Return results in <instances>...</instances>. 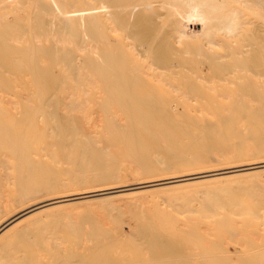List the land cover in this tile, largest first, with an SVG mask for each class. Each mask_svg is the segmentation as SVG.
I'll return each instance as SVG.
<instances>
[{
    "label": "bare ground",
    "instance_id": "obj_1",
    "mask_svg": "<svg viewBox=\"0 0 264 264\" xmlns=\"http://www.w3.org/2000/svg\"><path fill=\"white\" fill-rule=\"evenodd\" d=\"M252 78L264 0H0V264H264L224 247L264 204ZM105 200L129 234L93 219Z\"/></svg>",
    "mask_w": 264,
    "mask_h": 264
},
{
    "label": "rangeland",
    "instance_id": "obj_2",
    "mask_svg": "<svg viewBox=\"0 0 264 264\" xmlns=\"http://www.w3.org/2000/svg\"><path fill=\"white\" fill-rule=\"evenodd\" d=\"M164 12V17L162 16V18H161V22H159V23H162V26L163 25H165L164 23H166L165 22V20L167 21L168 20V18L169 17H167V15H169L168 14V12H167V10L166 11H163ZM166 14V15H165ZM166 17H167V19H166ZM163 20V21H162ZM164 22V23H163ZM252 80H255V81H257V83L259 82V83H261V80H256V79H254V78H252ZM263 81V80H262ZM236 83H238V82H235V84ZM264 83V82H263ZM263 83H261V84H263ZM250 105H253L254 107L255 106H257L258 107V105H257V103L256 102H252ZM256 132V131H255ZM128 163V165L130 164V162L132 163V161H125V163ZM124 165H126V164H124ZM131 165V164H130ZM261 176V175H260ZM263 176V177H262ZM261 177H262V179H260V180H264V174L262 175ZM260 177V178H261ZM243 193V192H242ZM247 193H251L252 194V192H247ZM264 191H258V192H253V194L251 195V194H246V193H243V194H241V192H238V193H236V194H228V195H226V196H229L230 195V197L231 196H234V198L237 200V201H240V202H243V204H247V203H249V202H252L254 199L253 198H251V196L252 197H256L255 199H262V200H264ZM246 194V195H245ZM251 195V196H250ZM101 197V199H110V198H108V197H110V196H99L98 198H100ZM249 197V198H248ZM113 198H115V197H113ZM139 198V197H138ZM147 198L145 197V196H141L140 198H139V201H144V200H146ZM250 199V200H249ZM253 199V200H252ZM125 202L126 201V199H117V198H115L112 202H110V204L111 203H114V202ZM104 202V203H103ZM103 202H100V203H96V204H94L93 203V205H92V208L90 207V210L92 211V209H94L95 211H97L98 209H99V207H101L102 208V211L101 210H98L97 211V213L96 212H94V213H91V211H90V213H91V215H93V219L95 220V218L96 219H99V220H101V222L99 221V224H100V226L102 227V228H104V227H109V229H111V227H112V224H113V226L116 224V222H117V224H116V227H117V225H118V223H119V225L120 226H118V228L119 229H116V230H118V231H122V233H125L124 234V236L125 235H127V234H129L130 233V230L129 229H127L128 228V226H129V224L132 226V225H134V224H132V223H134V221H135V216H133V217H131V215H133L134 213H132V214H130V212H128V213H125V212H127L128 211V209L127 208H125V207H123V208H125V212H124V210H122V209H120L119 211H120V213H119V211H117L118 213L116 214V213H113V214H111V215H108V210H107V208H109V202H106V200L105 201H103ZM127 202V201H126ZM115 203V204H116ZM106 204H108V205H106ZM95 205H96V208L97 209H95ZM111 205H113V204H111ZM93 206H94V208H93ZM104 206V207H103ZM106 206H108V207H106ZM104 208V209H103ZM105 208H106V210H105ZM80 210H84V209H86V210H84V211H87L85 214H82L83 216H84V218H83V216L81 217V219H83L82 221L83 222H85L86 220H87V217L89 216V215H87V214H90L89 213V211L87 210V208H79ZM89 209V208H88ZM78 210V209H77ZM109 210H110V208H109ZM127 210V211H126ZM145 210V209H144ZM143 210V211H144ZM74 211H76V210H74ZM74 211L72 212V213H74ZM132 211V210H131ZM255 211L257 212V215L259 216V218H258V216H257V218H255V219H253V218H251L249 215L248 216H246V215H243V216H235V215H230V217L232 218L231 220V222H229V225H228V223H227V226L229 227V226H231V224H233L234 223V225H232V227H234V228H236L237 227V229L239 228L240 230H242V233H240L241 235L240 236H238L237 238H234V239H230V240H228V243H226L225 245L226 246H224L225 248L227 247V249H229L230 250V248H232V249H235V250H237L238 252H236V253H238V254H240V255H242L243 253H246V255L248 256V254H250L251 252L249 251L250 249H251V247H261L262 245H264V204L262 205H260V208L258 207H256L255 208ZM79 212V211H78ZM75 212V213H77V214H75L76 216L79 214V213H83V212ZM93 212V211H92ZM71 213V212H70ZM143 213H149L148 212V210L147 211H144ZM143 213H139V215H141V214H143ZM96 214V215H95ZM98 214V215H97ZM128 214V215H127ZM130 214V215H129ZM145 214V215H146ZM75 216L74 214H71V216ZM104 215V216H103ZM113 215V216H112ZM148 215H150V217H152L153 216V214H152V211L148 214ZM152 215V216H151ZM80 216V215H79ZM95 216H97V217H95ZM103 216V217H102ZM115 216V217H114ZM120 216V217H119ZM127 216H129V217H127ZM142 216H144V215H142ZM147 216V215H146ZM92 216H90V220L92 219L91 218ZM113 217V218H112ZM126 217V218H125ZM145 217V216H144ZM147 217H149V216H147ZM148 218L149 220L151 219H154V217H152V218ZM118 220H117V219ZM132 218V219H131ZM249 218V219H248ZM109 219H111V220H109ZM89 220V222H85L86 224H89L90 222V225L91 226H89V225H87L88 227H90V229L88 228V227H86V229L87 230H95V231H98L97 230V225H98V227H99V224H96L95 225V223L97 222V220H96V222L95 221H93L92 222V220L90 221ZM150 220V221H151ZM230 220V219H229ZM82 221H79V222H82ZM116 221V222H115ZM128 221H130V222H128ZM82 222V225L84 224ZM227 222V221H226ZM94 223V224H93ZM98 223V222H97ZM115 223V224H114ZM121 223H123V224H121ZM231 223V224H230ZM86 224H84L83 226L85 227L86 226ZM107 224H110V226L109 225H107ZM128 224V225H127ZM261 225V226H260ZM107 227H106V229H107ZM93 228V229H92ZM100 228V227H99ZM105 228H104V230L102 229V231H104L105 232V230H106ZM240 230H239V232H240ZM212 231H213V229H212ZM211 231V233H213ZM215 232H216V230H214ZM101 232V231H100ZM217 232H218V230H217ZM216 232V233H217ZM113 233V232H112ZM121 233V232H120ZM121 233V234H122ZM148 233V232H147ZM109 234H111V231H109V233H108V235ZM142 234H144V233H142ZM141 234V235H142ZM214 234V233H213ZM111 235H113V234H111ZM145 236L147 235L146 234V232H145V234H144ZM150 234H148L147 236H149ZM110 236V235H109ZM108 236V237H109ZM122 236H123V234H122ZM123 236V237H124ZM146 236V237H147ZM152 237H154V239H156V237L155 236H152ZM215 237V236H214ZM249 237V238H248ZM112 238V237H111ZM111 238H109L110 240H111ZM124 238H126V237H124ZM124 238H123V240H121V242L122 241H125L124 240ZM131 238V237H130ZM129 238V240H130V242H129V240L127 241V239H128V237H127V239H126V241L127 242H129V243H127L128 245L130 244L131 245V243H134V240H133V242H132V238L130 239ZM116 239V238H115ZM150 239V238H149ZM153 239V240H154ZM117 240V239H116ZM245 241V242H244ZM111 242V241H110ZM151 242V244H152V241H150ZM248 242V243H247ZM113 243H114V240H113ZM239 243V244H238ZM247 245H246V244ZM261 243H263V244H261ZM122 243H120V245H121ZM125 244H126V242L124 243V246H125ZM228 244V245H227ZM245 244V245H244ZM123 245V244H122ZM121 245V246H122ZM130 245H129V247H130ZM135 243H134V246L133 247H131V248H129V249H135V252L137 251L138 252V250H139V248L140 247H138L137 245H136V248H135ZM253 245V246H252ZM127 247L128 246H126V248L125 249H127ZM138 247V248H137ZM148 247V246H147ZM153 246H151V247H149L148 248V250H153V249H151ZM238 247H239V249H238ZM245 247V248H244ZM121 249H123V246L121 247ZM125 249H123L122 250V252L124 251V253H125ZM136 249H138V250H136ZM147 249V248H146ZM145 249V250H146ZM255 249H257V248H255ZM144 250V248H142V250H140L139 252H140V255H142L143 256V258H144V254H141L142 253V251H145ZM258 250V249H257ZM256 250V251H257ZM159 252H160V249L158 250ZM253 251V253L255 252V250L253 249L252 250ZM150 252V251H149ZM148 252V253H149ZM124 253H121V254H124ZM127 253V252H126ZM125 253V254H126ZM150 253H152V252H150ZM242 253V254H241ZM259 252H257L256 254H258ZM125 254H124V256H125ZM133 254H134V251H133ZM228 254V253H227ZM149 255V254H148ZM151 255V254H150ZM149 255V256H150ZM246 255H244V256H242V257H245ZM127 256V255H126ZM137 256V255H136ZM145 256H147V254L145 255ZM152 256V255H151ZM247 256L245 257V258H247ZM138 257V256H137ZM153 257V256H152ZM151 257V258H152ZM241 257V258H242ZM119 258H120V260H124V258L121 256V257H117V259H118V261H120L119 260ZM122 258V259H121ZM140 258V257H139ZM250 260L252 261L253 259H242V260H239L238 262H240V263H242V264H246V263H249L250 262ZM44 261H46V260H44ZM44 261H42V262H44ZM41 262V263H42ZM192 262V261H191ZM193 262H195V261H193ZM49 264V262L47 261V262H44V263H42V264ZM120 264H122L121 263V261L119 262ZM138 263V262H137ZM39 264V263H38ZM117 264H118V262H117ZM194 264V263H193ZM196 264V263H195ZM197 264H208V263H206V262H199V263H197Z\"/></svg>",
    "mask_w": 264,
    "mask_h": 264
}]
</instances>
